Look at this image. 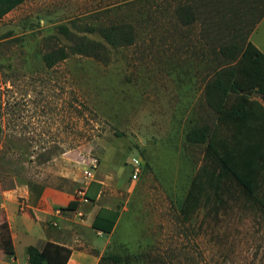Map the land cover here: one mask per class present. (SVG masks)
Returning <instances> with one entry per match:
<instances>
[{
    "label": "rangeland",
    "instance_id": "1",
    "mask_svg": "<svg viewBox=\"0 0 264 264\" xmlns=\"http://www.w3.org/2000/svg\"><path fill=\"white\" fill-rule=\"evenodd\" d=\"M188 1L25 0L0 18V202L25 191L78 190L92 158L100 165L111 149L114 162L102 168L132 174L141 158L142 170L109 253L135 255L129 264H264V208L239 185L216 193L207 184L183 209L193 177L204 182L209 168L206 145L186 131L215 123L204 107L214 34L199 6L220 5L194 0L198 17L188 26L175 14ZM120 22L134 25L133 44L115 48L97 32H79L107 46V61L78 54L52 67L44 61L70 44L61 25ZM250 35L264 53V21ZM4 224L0 207V247L10 232ZM1 250L0 263L8 261ZM18 252L26 254L21 244Z\"/></svg>",
    "mask_w": 264,
    "mask_h": 264
},
{
    "label": "trees",
    "instance_id": "2",
    "mask_svg": "<svg viewBox=\"0 0 264 264\" xmlns=\"http://www.w3.org/2000/svg\"><path fill=\"white\" fill-rule=\"evenodd\" d=\"M24 1L0 0V18ZM219 1V6H212L210 2L199 6L204 11L203 18L206 14V18L212 21L209 25L214 34L213 38L207 40L212 61L216 64L204 84V107L215 114V123L196 124L186 131L187 140L206 145L204 156L209 161V168L205 171L207 182L205 179L201 181L203 176L193 177L184 200V212L193 201L199 199L204 186L208 184L216 193H220L227 182L239 185L248 197L264 208V104L252 98L254 95L264 96V53L249 39L257 23L264 17V0ZM197 10L194 0H189L180 3L175 8V14L184 25L189 26L196 21ZM244 21L252 23L251 28L245 30L242 25ZM77 26L74 23V28ZM59 29L70 44L44 55L49 67L71 54L108 60V48L102 41L79 32H97L115 48L131 45L135 41V28L129 22L85 25L76 31L61 25ZM97 192L88 188L85 196L93 201ZM104 224L108 228L103 230L111 232L114 221L97 218L93 223L95 228H102ZM1 239V245L12 254L10 234H2ZM27 252L29 264H67L71 256L70 248L49 241L41 246L31 245ZM132 256L135 255L123 257L107 252L99 264L105 261L129 264Z\"/></svg>",
    "mask_w": 264,
    "mask_h": 264
},
{
    "label": "crops",
    "instance_id": "3",
    "mask_svg": "<svg viewBox=\"0 0 264 264\" xmlns=\"http://www.w3.org/2000/svg\"><path fill=\"white\" fill-rule=\"evenodd\" d=\"M263 21L264 17L254 30ZM255 45L261 49L259 45ZM110 150L103 153L95 171L96 177L87 187L94 193L98 190L93 201L78 196L77 189L58 191L53 188H45L38 193L25 191L20 197L10 194L2 198L0 207L5 212L4 225L8 232L10 230L14 252L8 253L1 245L2 256L8 261L0 264H29L28 247L41 246L48 241L71 249L67 264H99L101 257L109 252L115 242L114 234L128 211L127 203L139 183L138 178L134 179L130 173L121 175L109 166L102 168L104 161L107 164L114 162ZM73 180L78 184L81 177ZM80 188L82 187L79 186ZM20 198L27 199L26 210L20 209ZM79 213L82 214L81 217ZM97 218L106 222L114 221L111 232L103 230L108 228L106 224L102 228H95L93 223ZM20 244L26 253L21 257L18 252Z\"/></svg>",
    "mask_w": 264,
    "mask_h": 264
},
{
    "label": "built area",
    "instance_id": "4",
    "mask_svg": "<svg viewBox=\"0 0 264 264\" xmlns=\"http://www.w3.org/2000/svg\"><path fill=\"white\" fill-rule=\"evenodd\" d=\"M140 161H142V160H135L136 164L134 165L133 173H132V177L134 179L138 178V176L142 170V165L140 164ZM98 165H99V159L98 158H92L90 163L83 170V174H84V177L86 179V185L82 186V188L77 190V195L85 198L86 200H87V198H86L85 194H86V191L88 189L87 187L89 186L90 182L94 179L95 171H96ZM19 207L21 210H26L28 208V202H27L26 198L20 199ZM79 216L81 217L82 214L79 213Z\"/></svg>",
    "mask_w": 264,
    "mask_h": 264
},
{
    "label": "water",
    "instance_id": "5",
    "mask_svg": "<svg viewBox=\"0 0 264 264\" xmlns=\"http://www.w3.org/2000/svg\"><path fill=\"white\" fill-rule=\"evenodd\" d=\"M249 94H252V92H250ZM262 99L264 100V96H262Z\"/></svg>",
    "mask_w": 264,
    "mask_h": 264
}]
</instances>
